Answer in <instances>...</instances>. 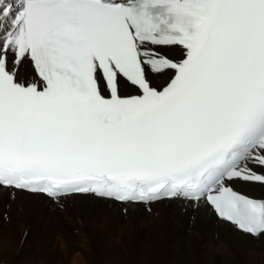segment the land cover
I'll return each instance as SVG.
<instances>
[{"label": "snow or ice", "instance_id": "obj_1", "mask_svg": "<svg viewBox=\"0 0 264 264\" xmlns=\"http://www.w3.org/2000/svg\"><path fill=\"white\" fill-rule=\"evenodd\" d=\"M235 181L264 186V0H0V188L206 203L259 237Z\"/></svg>", "mask_w": 264, "mask_h": 264}, {"label": "bare ground", "instance_id": "obj_2", "mask_svg": "<svg viewBox=\"0 0 264 264\" xmlns=\"http://www.w3.org/2000/svg\"><path fill=\"white\" fill-rule=\"evenodd\" d=\"M162 51L169 57H181L177 47ZM34 77L30 64L20 67L18 80L30 82ZM231 184L247 196L264 199V186L242 181ZM5 204L8 210H5ZM120 212L127 215L126 220ZM197 212L203 215V222L196 220ZM65 213L74 216L73 224L64 221ZM148 224L154 234L141 236L137 232L140 231L138 226ZM73 231L78 234L74 235ZM167 236L171 239L165 238ZM77 238L89 246L72 244ZM164 239L169 242L165 243ZM116 241L120 247L114 243ZM156 242L160 243L158 249H155ZM101 243L107 256L136 251V243L141 244L139 250L143 254L152 257H157L163 249L167 253L166 264H194L201 254L208 264L217 261L220 264H236L237 261L239 264H264V235L251 237L236 231L217 220L205 204L194 207L192 202L174 199L145 206L121 205L92 196L65 197L57 204L41 195L0 188V260L3 263L47 264V258L53 257L56 264H64L57 244L73 254H80L81 250L98 248Z\"/></svg>", "mask_w": 264, "mask_h": 264}, {"label": "rangeland", "instance_id": "obj_3", "mask_svg": "<svg viewBox=\"0 0 264 264\" xmlns=\"http://www.w3.org/2000/svg\"><path fill=\"white\" fill-rule=\"evenodd\" d=\"M7 206L8 205H6V204L4 205L5 210H8ZM181 209L185 210V208H181ZM48 210H49V208H48ZM131 210L133 211V209H131ZM66 214L67 213H65V215L63 216L64 221L67 222L68 224H73L74 216L73 215L66 216ZM120 214H121L122 218L124 220H126L127 212H126L125 216L122 215L121 212H120ZM152 216L154 217V215H152ZM202 216L203 215L198 214V212L195 213L196 220H199L200 222L203 219ZM16 218L19 219V216H16ZM68 218L69 219L72 218V220L69 221ZM74 220H75V218H74ZM203 221H204V219H203ZM26 226L29 228L28 225H26ZM138 230H140L137 232L139 234H141V236H144L145 234H146L145 236H150V235L152 236V234H154V231L152 230L151 225H149V224L145 227L144 226H138ZM73 234L77 235L78 233H77V231H73ZM154 236H156V235H154ZM165 238H167L169 240L171 239L170 236H167ZM81 240H80V238H77V239L73 240L72 244H75L76 246H80V247L83 246L84 248L89 246ZM169 240L165 241V239H164L165 243H168ZM114 243L120 247V243L118 241H116ZM21 245H22V243H21ZM101 245H102V243L99 244L98 248L94 247L91 249H83L80 251V254H76V253L73 254L71 250L67 251V249H63L64 247L60 244H57L56 248H57L58 252H60V259L63 261L64 264H166L167 263V257L165 256V254H167V253L163 249H160L161 251L158 252L157 257H152L151 255L149 256V255L143 254V252L141 250H139V247L141 246V244L136 243V246H138L136 251H129V252L123 251L122 254H121V252H115L116 254L111 253L107 256L102 251V249L100 247ZM158 246L160 247V243L157 244V242H156L155 249L156 248L158 249ZM184 258H188V257H184ZM47 260H46L47 264H56L57 263V261L53 257H48ZM207 262H208L207 259H205L203 254H201L197 258V262L196 263L193 262V263L194 264H206ZM1 263L5 264L2 261H1ZM214 264H220V262L217 261ZM236 264H239L238 261L236 262Z\"/></svg>", "mask_w": 264, "mask_h": 264}]
</instances>
